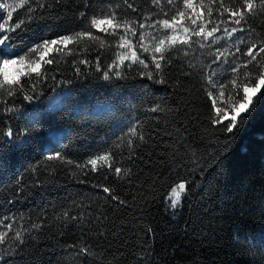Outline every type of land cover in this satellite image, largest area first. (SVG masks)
I'll list each match as a JSON object with an SVG mask.
<instances>
[{"label": "trees", "instance_id": "obj_1", "mask_svg": "<svg viewBox=\"0 0 264 264\" xmlns=\"http://www.w3.org/2000/svg\"><path fill=\"white\" fill-rule=\"evenodd\" d=\"M134 7L136 13L123 8L122 14L142 21L143 14L154 11L151 0H134ZM83 10L81 0H63L50 18L25 33L27 46L41 36L54 38L66 27L78 30V13ZM95 11L90 8L88 15ZM164 11L173 14L167 7ZM17 15L23 17L25 12L17 9L9 21L0 9V26L11 25ZM248 23L256 30L255 39L264 40V16L249 18ZM97 34L112 47L100 49L99 41H85L81 47L88 45L89 59L102 53V61L110 63L119 50L118 38ZM129 38L138 46L136 38L130 34ZM231 43L229 40L223 46ZM194 48L196 51H172L165 84L138 76L142 66L134 64L126 70L127 80L85 76L75 80L72 91L55 107H46L53 94L48 87L39 100L28 102L22 95L16 98L20 112L14 119L0 115L14 126L33 128L23 147L0 148V214H23L33 222L42 219L46 225L35 233L37 239L29 241L22 257L11 258L0 250L4 256L0 264H264V100L235 135L219 126L213 133V110L200 72L211 57L202 54L207 49ZM65 59L71 57L65 55ZM245 59L241 56L240 62ZM189 63L196 67L190 69ZM45 67L55 71L53 66ZM60 68L65 76L73 75L64 60ZM226 68L223 65L217 70ZM245 71H255V67L242 69L241 78ZM185 72L191 75L185 77ZM231 78L227 71L220 77L222 81ZM34 79V75L32 79L22 77L21 85L27 90ZM228 88L232 90L230 84ZM156 104L163 111H151ZM133 126L144 134L145 141L133 138L135 154L129 160L133 150L125 134ZM118 143L121 147L114 152V167L130 170V175L117 177L107 167L92 172L90 166L80 169L44 161L50 151H63L83 164ZM38 161L42 163L33 173L31 168ZM21 175L18 187L15 181ZM182 180L188 183L173 208L168 195ZM96 184L114 189L119 200H112L102 188L94 187ZM66 209L78 217L83 213V222L65 228L55 217ZM77 241L90 244L98 258H74L76 250L66 246ZM144 253H149L146 259H142Z\"/></svg>", "mask_w": 264, "mask_h": 264}, {"label": "snow or ice", "instance_id": "obj_2", "mask_svg": "<svg viewBox=\"0 0 264 264\" xmlns=\"http://www.w3.org/2000/svg\"><path fill=\"white\" fill-rule=\"evenodd\" d=\"M81 2L85 10L78 13L80 22L78 30L66 27L62 33L55 34L54 38L45 35L35 39L31 46H27L25 33H30L39 22L50 18V13L61 5L63 0H18L15 5L0 2V9H8L9 21L13 19V13L17 9L25 12L23 17L17 15L11 25L0 26V115H8L9 120L14 119L20 112V106L15 103L16 98L22 95L23 100L28 102L39 100L48 87L55 93L49 98L50 107H55L61 95H67L72 91L71 86L75 80L85 76L99 74V78L104 81H111L114 78L127 80L129 75L126 70H131L134 64L142 66L136 72L138 76L165 84L168 82L165 78V69L173 63L169 58L172 51L177 48L196 51L194 45H198L200 50L207 49L208 51L202 54L211 57L207 65H201L200 72L202 88L211 101L213 110V117L210 120V124L214 126L213 133L215 126H219L224 132L235 135L259 102L264 100V40L255 39L256 30L248 23L249 18L264 16V0L238 2L229 0L228 4L225 0H151L154 11L143 14L142 21L129 19L122 14L123 8L131 9L133 13L137 12L134 0H95L94 3L81 0ZM165 7L173 14L169 15V12L164 11ZM90 8L96 9L91 16L88 15ZM97 33L118 38L116 47L119 50L115 52L110 63L102 61V53L97 54L94 60L89 59L88 45L81 47L82 42L99 41L100 49L106 46L111 48L112 45ZM129 34L137 39L138 46L133 44ZM145 40L149 43L145 44ZM229 40L233 43L223 46ZM242 48H246V52H242ZM18 49L23 51V54H19ZM124 49L127 51H120ZM187 50L184 52L185 56L189 55ZM65 55L70 56L71 60L65 59ZM56 56H60V59H56ZM241 56L246 57L243 62H240ZM61 60L73 69L71 77L61 72ZM223 65L227 68L218 71L217 69ZM45 66H53L55 71ZM252 66L255 67V71H245L241 78V70ZM195 67V64L189 63L190 69ZM225 71L232 78L222 81L220 77ZM58 72L62 77L60 79L57 78ZM33 75L34 82L25 90L21 85V78L32 79ZM183 75L189 77L191 72H185ZM229 84L232 87L231 91L228 88ZM57 88H61V91L56 92ZM151 111L163 109L156 104ZM32 135L33 128L14 126L0 119L2 142L0 148L9 145L13 148L23 147L30 141ZM125 135L129 137L127 141L129 149L133 150L128 157L131 160L135 154L133 138L143 142L145 136L135 126L130 127ZM120 147L119 143L114 147L110 146L102 153L90 156L83 164L68 158L63 151H50L44 157V161H59L61 164L75 165L80 169L90 166L92 172L107 167L114 171L117 177H121L122 173L130 175V170L125 172L119 166L114 167L117 163L114 152ZM40 163L42 162L38 161L37 165L32 166L33 173L37 171ZM51 171L55 172L56 169L51 168ZM104 179L107 180V177ZM21 181L22 175L16 179L15 184L19 187ZM186 183L188 182L182 180L172 188L175 199L171 200V207H177L180 193L185 190ZM94 187L102 188L112 200H119V197L113 194L114 189L101 184ZM120 203L124 201L121 200ZM70 212L71 209H66L55 217L56 220L63 222L65 228L70 223L83 222V213L78 217L70 215ZM44 227L46 225L42 219L37 223L23 214L18 216L0 214V250L11 258L22 257L29 241H35L37 239L35 233L41 232ZM59 234L64 235V232L61 231ZM100 235L104 233L101 232ZM81 241L66 246L68 249L76 250L72 254L73 257L98 258L92 246ZM148 255L149 253H144L142 259H146ZM3 259L4 256H0V262Z\"/></svg>", "mask_w": 264, "mask_h": 264}, {"label": "rangeland", "instance_id": "obj_3", "mask_svg": "<svg viewBox=\"0 0 264 264\" xmlns=\"http://www.w3.org/2000/svg\"><path fill=\"white\" fill-rule=\"evenodd\" d=\"M0 2H7V3H10V4L15 5V4L18 2V0H0ZM4 10H5L6 14H7L8 9H4ZM120 51H127V50L124 49V50H120ZM60 91H61V89L56 90V92H60ZM54 95H55V93H53L50 97H53ZM62 96H63V95H61V96L59 97L58 102H57V105L60 104L61 99H62ZM50 103H51V101H50V99H48L47 102H46V107H47V108H51V107H50ZM178 184H179V183H178ZM178 184H177V185H178ZM177 185H176V186H177ZM176 186H175V187H176ZM178 191H179V190H178ZM183 192H184V191H183ZM183 192L180 193V198L182 197ZM168 199H169L170 201H171L172 199H175V194L172 193V190H171V192H170L169 195H168Z\"/></svg>", "mask_w": 264, "mask_h": 264}]
</instances>
